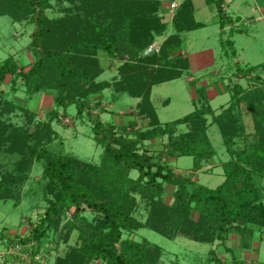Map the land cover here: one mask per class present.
<instances>
[{"label":"trees","instance_id":"16d2710c","mask_svg":"<svg viewBox=\"0 0 264 264\" xmlns=\"http://www.w3.org/2000/svg\"><path fill=\"white\" fill-rule=\"evenodd\" d=\"M52 1L0 0V18L35 26L29 45L33 62L22 66L14 56L4 60L0 85L9 77L12 90L23 91L27 103L52 94L54 105L46 113L47 122L39 121L32 131L30 121L26 128L0 121V153L12 148L21 156L16 164L0 165V202H12L15 208L24 200L37 207L45 204L31 232L7 240L5 246H21L33 263H39L35 258L50 232L66 242L77 233L78 243L55 264H158L164 248L144 237L132 238L150 230L169 241L182 237L219 244L231 254V264H246L227 244L231 236H238L240 251L246 252L256 236L264 238V64L241 70L249 85H229L231 99L219 113L211 107L210 86L192 82L198 88L194 100L206 105L162 124L152 93L154 87L180 79L190 69L181 54L183 35L203 27L195 20L192 1L180 4L172 25L160 14L163 0H56L61 14L54 16L49 14ZM170 1L171 6L177 2ZM224 1H210L217 4L223 27L231 21L223 11ZM170 27L174 33L160 54L143 57ZM100 54L119 62L111 81H100L105 73ZM108 90L115 98L127 95L139 100L126 124L102 119ZM0 98V118L14 111L36 118L28 106L10 101L6 94ZM73 108L75 121L92 125L90 135L103 150L98 162L50 148L60 138L53 124L61 123L62 115ZM247 116L251 125L244 121ZM141 121L146 122L145 129L138 128ZM183 125L188 131L175 138ZM213 126L229 155L221 163L225 180L216 188L178 176L173 167L190 157L196 174L203 163L221 160L208 135ZM154 140L155 150L149 149L147 142ZM36 163L42 173L33 182ZM26 186L29 190L23 191ZM170 188L173 200L168 202ZM141 206L147 213L145 221L135 217ZM212 264L230 263L215 255Z\"/></svg>","mask_w":264,"mask_h":264},{"label":"rangeland","instance_id":"374dc122","mask_svg":"<svg viewBox=\"0 0 264 264\" xmlns=\"http://www.w3.org/2000/svg\"><path fill=\"white\" fill-rule=\"evenodd\" d=\"M235 1L236 3L232 6L233 8L236 7L235 5L239 0ZM181 3L182 0H177V2H175L177 6L174 9L171 6L170 0H163L162 4L164 9L161 10L160 14L163 15L164 20L170 25H172ZM51 4L53 6L52 9H54L50 11L49 14L53 16L61 14L60 4L58 6L56 0L52 1ZM34 29L35 26L33 25L13 23L8 17L0 18V64L11 56H14L22 66L29 65L33 62L34 58L33 54L29 51V45L32 41L31 35ZM173 33L174 29L170 27L166 36L157 38L155 42L150 45V47L155 46L154 48L156 51L146 54L149 47L142 56L159 55L167 37ZM216 33L215 28H210L207 31H197L183 35V46L186 48L187 46L194 47V51L190 50L186 52V58L190 60L194 66L185 72L180 79L154 87L152 101L162 124L182 119L194 112L197 107L203 104L206 105L203 101L194 100L198 88H196V85L187 82L188 76H193L196 79L197 87L206 86L207 84L205 83L210 85L209 89H211L212 94V96L209 95V97H211L210 104L211 107L219 113L220 108L228 104L231 99V94L225 88V86L229 84L228 82H239L245 87L248 86V80L241 78V70L247 71L245 67L247 64L253 65L259 60H264L261 55L254 53L258 51L256 46L253 48L251 54L250 52H244L242 53L244 54L243 57L234 59V47L231 48V46H227L226 44L223 45L218 43V36H216ZM182 49L181 54L184 55V49ZM240 52L241 50H239V53ZM194 56H196L195 60ZM99 57L105 70L100 81H111L117 76L119 62L118 60H112L105 54H100ZM196 65L198 67H196ZM213 72L215 75H213ZM217 72H219V77ZM234 75L237 76L239 80H237ZM202 78H207L208 81L201 83L202 85L198 84V81ZM10 80L11 79L7 77L6 82L0 85V95L6 94V98L10 101L28 106L31 112L36 114V118L32 114L26 116L22 111H14L0 118V121L11 122L18 128L29 127L28 124L32 123L30 126L31 131L36 129L39 121L47 122L46 113L54 107L53 95L44 94L35 98L34 101L27 103V97L23 91L17 90L14 92L12 90ZM193 89H195V92H193ZM105 94L107 97L104 102L106 112L104 111L103 114H100L102 119L107 122L113 121L119 125L126 124L131 113L135 110L138 100L127 95H120V97L115 98L110 90L106 91ZM93 114L96 115L97 113L93 112ZM75 115V109L73 108L68 114L62 115L61 123L58 125L55 123L53 124L60 138L50 148L56 152L76 156L84 161L98 162L103 150L101 147L97 146L90 135L89 128H91L92 125L89 122L84 123V125L80 121H75L73 118ZM244 121L247 125H251V118L249 116L245 117ZM138 128L145 129L146 122L141 121ZM250 129L252 128L250 127ZM187 131L188 128L186 126L183 125L179 127V131L175 138H178L179 134ZM208 135L221 160H212L208 164L203 163L202 168L196 174H194L195 172L193 171L194 159L190 157L179 159L173 163V167L178 176H191V178L198 181L199 184L210 188H216L225 180L221 163L223 162L222 160H227L229 155L226 152L222 136L216 126L210 129ZM155 142L157 141L147 142L149 149L155 150ZM20 160V154L16 153L12 148L9 149V152H4L3 150L0 153V165L2 167L16 164V162ZM41 173L42 166L40 163H36L31 173V180L37 182L41 177ZM132 176L137 177V173L134 172ZM24 190L28 191L29 187H24L23 191ZM34 191L39 193V190ZM173 191L172 188L167 190L168 202L173 200ZM44 212L45 204L43 203L37 207L30 204L29 200H24L20 207L15 208L12 202H0V264H55L58 257L64 256L71 246L78 243L77 233H73L68 242H66L62 240L61 237L55 236L50 232L43 242L41 252L35 258L39 263H33L31 254L24 251V249L20 248L17 250L14 247L5 246L7 240L13 241L17 237H24L30 233ZM69 216H71V214H69ZM86 216L89 220L95 218L90 211L86 212ZM135 217L141 221H145L147 213L142 206L135 214ZM195 218H197V215ZM97 224L103 226L101 220H97ZM141 237L147 238L152 243L164 248L165 253L158 264H212L214 263L215 255L230 264L233 263L231 254H228L227 251L225 252V247L219 244L213 246L199 244L182 237L174 241H169L150 230H141L132 236V238L136 240H139ZM227 246L231 248V250L237 251L238 260H242L246 264H264V238L262 239L260 236L255 237L254 243L251 245L252 247L246 252L240 251V237L238 236H231ZM93 264H100V262H94Z\"/></svg>","mask_w":264,"mask_h":264},{"label":"crops","instance_id":"0c3cea01","mask_svg":"<svg viewBox=\"0 0 264 264\" xmlns=\"http://www.w3.org/2000/svg\"><path fill=\"white\" fill-rule=\"evenodd\" d=\"M183 1L184 0H182V2ZM191 1L194 7L195 20L203 26L201 29L194 32L207 31L210 28H215V31L217 32L216 36H218V43H221L223 45L226 44L227 46H231L232 44L231 48L234 47V59L243 57L244 54L242 53L244 52H250L251 54L255 46L258 51L254 53H258V55H261V57L264 58V0H239L235 5V8L232 7L233 4L236 3L235 0H225L223 3V11L226 16L231 18V21H228V23H226L224 27L222 26L223 21L221 18V14L219 13L217 4H211V0ZM229 42H231V44H229ZM182 47L184 49H182L184 51V56L186 57V52H189L190 50L194 51V47L192 46H187L186 48L182 45ZM239 50H241L240 53ZM195 59L196 56H194V60ZM189 64L191 69L194 64L191 63L190 60ZM261 64H264V60H259L253 65L259 66ZM253 65L247 64L245 67L248 69L254 67ZM196 67L198 66L196 65ZM213 75H215L214 72ZM217 75L219 77V72H217ZM235 78L239 80L237 76H235ZM194 81H196V79L193 76L187 77V82H189L190 84ZM207 81V78H202L198 81V84ZM228 83L229 84L225 86L226 89L229 85L234 84V82ZM205 84L208 85V83ZM111 94L113 95L112 91ZM209 95L212 96L211 89L209 91ZM133 113L134 110L131 114Z\"/></svg>","mask_w":264,"mask_h":264},{"label":"built area","instance_id":"2783aa9c","mask_svg":"<svg viewBox=\"0 0 264 264\" xmlns=\"http://www.w3.org/2000/svg\"><path fill=\"white\" fill-rule=\"evenodd\" d=\"M176 4H173L172 5V8H176ZM155 47V46H154ZM154 47H150L147 51H146V54H150V53H153L154 51H156V49ZM158 50V49H157ZM159 51V50H158ZM15 249L19 250L20 248L23 249L21 246H17V247H14Z\"/></svg>","mask_w":264,"mask_h":264}]
</instances>
